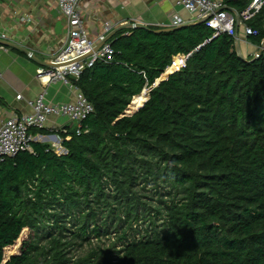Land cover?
I'll use <instances>...</instances> for the list:
<instances>
[{
	"label": "trees",
	"instance_id": "obj_1",
	"mask_svg": "<svg viewBox=\"0 0 264 264\" xmlns=\"http://www.w3.org/2000/svg\"><path fill=\"white\" fill-rule=\"evenodd\" d=\"M246 24L261 45L264 5ZM108 41L74 80L94 111L57 132L66 153L0 164V264H264V52L199 22Z\"/></svg>",
	"mask_w": 264,
	"mask_h": 264
},
{
	"label": "crops",
	"instance_id": "obj_2",
	"mask_svg": "<svg viewBox=\"0 0 264 264\" xmlns=\"http://www.w3.org/2000/svg\"><path fill=\"white\" fill-rule=\"evenodd\" d=\"M179 0H81L80 10L84 26L91 37L96 38L106 24L111 25L109 36L118 28L128 27L135 22L148 26L168 27L174 13L180 14L188 24L191 15L178 4ZM0 32L6 39L0 49V117L31 114L29 105L39 94L50 103H66L75 97V91L62 81H49L37 77L41 66L30 54L5 43L26 48L40 60L50 63L67 38V19L59 10L55 0H0ZM49 67V66H45ZM167 68L168 73H173ZM164 77L156 81L159 84ZM20 95V98L17 96ZM149 99V98H148ZM147 99V100H148ZM75 128L65 116H50L45 123V133L31 131L34 135H50L51 145H56L60 153L66 150L53 134L59 130L52 128ZM62 132V131H59ZM46 140L44 137L43 141ZM62 141V140H61Z\"/></svg>",
	"mask_w": 264,
	"mask_h": 264
},
{
	"label": "built area",
	"instance_id": "obj_3",
	"mask_svg": "<svg viewBox=\"0 0 264 264\" xmlns=\"http://www.w3.org/2000/svg\"><path fill=\"white\" fill-rule=\"evenodd\" d=\"M80 1L55 0L59 10L67 19V38L55 58L51 60L52 66H40L37 69V77L40 80L46 78L47 82L62 81L75 91V97L66 103H50L45 100L43 94H39L29 102L33 109L31 114H14L7 119L0 117V164L20 152H31L32 142L45 137L40 134L34 135L31 131L45 128V123L50 116L67 117L75 124L76 132L80 133L82 122L94 111L93 104L74 85V80L79 79L83 70L92 67L96 62H110L113 59L114 49L108 41L112 27L106 24L96 38L91 37L84 26ZM178 4L190 13L191 23L204 19V23L214 30V36L226 33L235 38L236 28L240 25L244 26L246 36L256 34L246 21L259 11L264 5V0H253L245 11L238 14V20L229 14L222 0H179ZM185 23L187 21L180 14L174 13L168 27ZM5 39V32H0V49L5 48V45L1 43ZM186 58V56H180L177 70L185 65ZM20 97V95L17 96V98ZM52 130L67 131L64 127H54Z\"/></svg>",
	"mask_w": 264,
	"mask_h": 264
},
{
	"label": "water",
	"instance_id": "obj_4",
	"mask_svg": "<svg viewBox=\"0 0 264 264\" xmlns=\"http://www.w3.org/2000/svg\"><path fill=\"white\" fill-rule=\"evenodd\" d=\"M227 10L229 11V14H230L231 16L233 15V16L235 17V19L238 20L239 15H238V13H237L235 10H233V9H231V8H229V7H227ZM204 21H205L204 19H201V20H199V21H197V22H199V23H204ZM195 23H196V22H195ZM189 24H191V23H188V24H182V25H179V26L171 27L170 29L174 30V29H178V28L186 27V26H188ZM128 27H133V28H145V29H148V25H146V24H144V23H142V22H135V23H133V24H131V25H128ZM236 30H237V34H236V37H235V40H236V50H237V53L239 54V56H240L241 58H244V59H245V55L242 53V50H241V47H240V41H239V40H240V37H239V33H238V26H237ZM5 44L8 45V46H15L16 48H19V49L25 51L28 55L30 54V57H31L35 62H37L38 64H40L41 66H52V63H47V62H44V61L40 60L39 58H37V57L35 56L34 53L28 52V50H27L26 48H23V47H20V46L14 45V44H10V43H5ZM263 52H264V39L262 40V43H261L260 49H259L258 52L255 54V58L259 57ZM255 58H254V59H255ZM157 85H158V84L155 83L151 88H149V96H150V91L153 89V87H155V86H157ZM54 138H55V139H58L57 136H54Z\"/></svg>",
	"mask_w": 264,
	"mask_h": 264
},
{
	"label": "rangeland",
	"instance_id": "obj_5",
	"mask_svg": "<svg viewBox=\"0 0 264 264\" xmlns=\"http://www.w3.org/2000/svg\"><path fill=\"white\" fill-rule=\"evenodd\" d=\"M244 31H245L244 26H242V25L238 26V33H239V37H240V40H239L240 41V47H241L242 53L247 58L249 55H252V56L255 55L258 52V50L260 49L261 45L254 44V43L250 42L248 40V37L245 35ZM235 43H236V40H235ZM174 64H175V60H174ZM147 89L149 90V88H147ZM49 136L50 135H46L45 136L46 140L43 141V139L41 138L39 141L43 142V143H51L52 140H51V138ZM54 136H56V135L53 134V137ZM57 138L58 139H56V140H58V141L55 142V144L59 145V144H61V138L59 136H57ZM51 146L54 147L55 150L58 152V147H56V145H54V146L51 145ZM60 151H62V149L61 150L59 149V152ZM17 252H19V250H17ZM83 252H84V250H83Z\"/></svg>",
	"mask_w": 264,
	"mask_h": 264
},
{
	"label": "bare ground",
	"instance_id": "obj_6",
	"mask_svg": "<svg viewBox=\"0 0 264 264\" xmlns=\"http://www.w3.org/2000/svg\"><path fill=\"white\" fill-rule=\"evenodd\" d=\"M57 136V135H56Z\"/></svg>",
	"mask_w": 264,
	"mask_h": 264
}]
</instances>
